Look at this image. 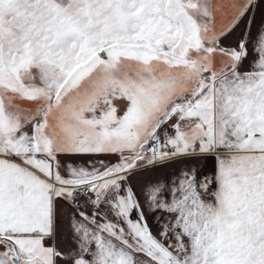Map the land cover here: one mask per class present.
Listing matches in <instances>:
<instances>
[{"label": "snow or ice", "instance_id": "1", "mask_svg": "<svg viewBox=\"0 0 264 264\" xmlns=\"http://www.w3.org/2000/svg\"><path fill=\"white\" fill-rule=\"evenodd\" d=\"M262 4L0 0V264H264ZM178 158L214 171L149 186L157 236L130 179Z\"/></svg>", "mask_w": 264, "mask_h": 264}, {"label": "crops", "instance_id": "2", "mask_svg": "<svg viewBox=\"0 0 264 264\" xmlns=\"http://www.w3.org/2000/svg\"><path fill=\"white\" fill-rule=\"evenodd\" d=\"M122 104L123 103H118V107ZM123 108L124 107L120 108L121 111H123ZM191 165H196L201 173L211 174L214 171L215 162L211 158H204L200 160L178 158L164 166L149 168L131 177L130 185L136 198L139 200L142 209L144 210L145 219L147 220L149 228L154 235L158 236L161 226L168 217L167 214L152 212L148 208L147 196L149 186L156 182L168 183L171 179L178 176L182 169ZM61 207L64 208V213L58 216V231L56 239L54 241H49L50 244H55L58 249L63 244L62 241L60 242V235L62 236V239H65L66 234L69 233L67 215L68 209L64 205H61ZM112 218H114V214L112 215ZM132 218L136 219L135 212H133ZM60 250L62 251V248Z\"/></svg>", "mask_w": 264, "mask_h": 264}, {"label": "rangeland", "instance_id": "3", "mask_svg": "<svg viewBox=\"0 0 264 264\" xmlns=\"http://www.w3.org/2000/svg\"><path fill=\"white\" fill-rule=\"evenodd\" d=\"M256 25L253 27V36H255L256 28L259 26L261 19H264V4H262L257 10H256ZM226 44L235 46L236 40L235 38H232L228 41H226ZM249 48V59L245 60L243 62V66L240 69L241 71L247 70L249 68V62L251 59H253L252 53H251V45L248 46ZM219 67V64L217 65ZM21 107H36V105H28V104H21ZM124 107V104L119 106V108ZM62 161L65 164H73V165H81L85 167H89L90 163L96 162L99 160H103L106 163H115L117 161L116 156H68V157H62ZM111 219H113L111 217ZM62 232V231H61ZM69 238V240H68ZM62 241V246L59 248H62V251H67L68 248L71 246V239H70V233L66 234L65 239H62V236L60 235V242ZM65 246V247H64Z\"/></svg>", "mask_w": 264, "mask_h": 264}, {"label": "built area", "instance_id": "4", "mask_svg": "<svg viewBox=\"0 0 264 264\" xmlns=\"http://www.w3.org/2000/svg\"><path fill=\"white\" fill-rule=\"evenodd\" d=\"M79 203L82 205V211H84L87 214H91L93 211H95L96 209L94 208V206L90 203V202H86L85 198H81L79 200ZM101 208H103L105 211H107V207L105 205H101ZM113 213L112 212H108V218L111 219Z\"/></svg>", "mask_w": 264, "mask_h": 264}]
</instances>
